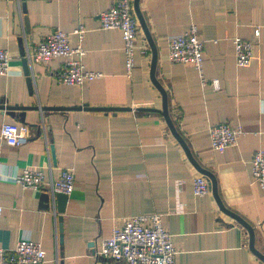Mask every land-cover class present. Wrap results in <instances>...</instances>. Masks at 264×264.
<instances>
[{
    "label": "crops",
    "instance_id": "crops-1",
    "mask_svg": "<svg viewBox=\"0 0 264 264\" xmlns=\"http://www.w3.org/2000/svg\"><path fill=\"white\" fill-rule=\"evenodd\" d=\"M113 2L0 0V48L11 56L10 73L0 76V105L38 107L25 111L26 144L9 145L0 137V247L12 251L20 239L31 238L45 251L40 264H117L96 254L113 226L159 213L177 246L176 264H264L250 248L248 230L220 208L213 191L194 193V178L202 173L158 111L163 98L151 79L152 50L141 25L136 66L131 77L125 74L121 31L101 27L100 14ZM140 6L176 128L200 165L216 176L224 205L254 227L256 247L264 253V187L253 182L251 171L254 152L264 149V0H141ZM193 24L206 41L202 73L169 56L170 37ZM80 25L86 29L84 63L104 75L64 85L57 79L62 58L28 60L31 91L24 57L56 29L69 33L76 47ZM235 37L254 43L248 67L236 62ZM144 47L148 54L141 53ZM202 75L219 79L220 88L203 85ZM85 104L131 109L78 108ZM5 122L22 123L0 108V133ZM222 122L242 130L224 152L213 149L209 131ZM26 167L43 168L48 178L74 171L64 212L56 197L46 200L47 190L14 180Z\"/></svg>",
    "mask_w": 264,
    "mask_h": 264
},
{
    "label": "built area",
    "instance_id": "built-area-1",
    "mask_svg": "<svg viewBox=\"0 0 264 264\" xmlns=\"http://www.w3.org/2000/svg\"><path fill=\"white\" fill-rule=\"evenodd\" d=\"M101 27L106 30L118 29L124 40L125 74L131 77L136 66L137 40L140 22L137 18L134 0H114L112 6L100 14ZM74 32L79 44L73 47L69 33L56 29L35 43L26 55L31 63H47L62 58L63 64L57 75L59 83L64 85H83L87 81L101 78L104 74L86 67L84 56L86 49L83 40L86 29L83 25ZM259 34V29L257 30ZM205 39L198 26L193 24L187 31L169 39L170 60L175 63H191L202 73L204 65ZM235 56L238 66L248 67L253 63L254 43L241 37L234 40ZM148 54V47L141 49ZM10 53L0 48V76L10 73ZM220 88V80L210 82L202 75V84ZM210 138L213 149L224 152L236 144L242 130L229 122L210 126ZM0 137L9 145H23L29 139V126L24 123L5 122ZM253 182L264 187V149L254 152L251 159ZM3 175L0 162V176ZM14 180L26 188L45 189L53 198L58 193L70 195L75 186V173L71 169L63 170L59 176L49 178L43 168L26 167ZM208 178L201 174L194 178V193L198 196L210 192ZM4 206L0 204V217ZM96 254L113 263L125 264H176L178 249L173 235L166 229L163 217L159 213L127 217L123 224H115L111 234L102 240ZM46 259L40 242L31 238H22L12 251L0 247V264H40Z\"/></svg>",
    "mask_w": 264,
    "mask_h": 264
},
{
    "label": "water",
    "instance_id": "water-1",
    "mask_svg": "<svg viewBox=\"0 0 264 264\" xmlns=\"http://www.w3.org/2000/svg\"><path fill=\"white\" fill-rule=\"evenodd\" d=\"M140 1L141 0H134V8H135L137 18L140 22L142 29H143V32H144L146 39H147V41L151 47V50H152L151 79H152L153 83L156 85V87L160 90V92L162 94V98H163L162 110H158V111L161 112L163 114V116L165 117L166 122H167L171 132L173 133V135L178 139V141L183 146V148L186 151L190 161L195 165V167L203 175H205L208 178V180L210 182V188L213 191V194H214L220 208L225 213H227L228 215L233 217L235 220L240 222L242 225H244V227L248 230V233H249V244H250L251 250L253 251L254 254H256L260 259H262L264 261V253L256 247V233H255L254 227L249 222H247L245 219H243L240 215L231 211L230 209H228L224 205V203H223V201L220 198L219 193H218V183H217L216 176L214 175L213 172H211L210 170H208V169H206L200 165V163L196 160V158L192 154L188 144L186 143V141L184 140V138L182 137V135L179 133L178 129L176 128V125H175V123H174V121L170 115V111H169L168 91L163 86V84L158 80V78L156 76V65H157V59H158V50H157L154 38H153V36L149 30L146 19L143 15V12H142V9L140 6ZM24 10L26 11V7H24ZM26 22H27V27L29 28L28 18H26ZM23 55L25 56V51H23ZM24 66H25V72H26V76H27L28 85H29L30 90L32 91V89H33V75H32V70H31L29 61H28L26 56L24 57ZM0 108L7 109L8 113L12 117L17 116L19 118L20 122L25 123V111L30 110V109H35L38 107H35V106H8V105L1 104ZM50 108L61 109L58 107H50ZM78 108H86V109H94V110H97V109L98 110L131 109V108H119V107H117V108H115V107H90L87 104L83 105L82 107H78ZM138 110H157V109L140 107V108H138ZM17 111H22V112L17 114ZM53 152H54V149H53ZM45 196H46L47 201H49L52 197V195L50 193H47V192H46ZM56 200L58 202V210L60 212H64L65 206H66V203L68 200V195L64 194V193H58L56 195ZM60 219L62 220V218H60ZM62 227H63V225L61 223V230L63 229ZM61 242H63V234H61Z\"/></svg>",
    "mask_w": 264,
    "mask_h": 264
},
{
    "label": "rangeland",
    "instance_id": "rangeland-1",
    "mask_svg": "<svg viewBox=\"0 0 264 264\" xmlns=\"http://www.w3.org/2000/svg\"><path fill=\"white\" fill-rule=\"evenodd\" d=\"M138 47V46H137ZM139 51H140V48H137V54L139 53Z\"/></svg>",
    "mask_w": 264,
    "mask_h": 264
}]
</instances>
